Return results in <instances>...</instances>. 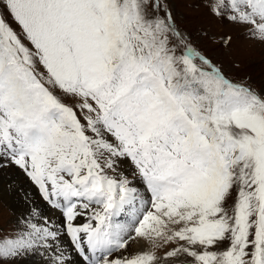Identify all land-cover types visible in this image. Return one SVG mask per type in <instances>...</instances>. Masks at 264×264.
Returning <instances> with one entry per match:
<instances>
[{"label": "snow or ice", "instance_id": "obj_1", "mask_svg": "<svg viewBox=\"0 0 264 264\" xmlns=\"http://www.w3.org/2000/svg\"><path fill=\"white\" fill-rule=\"evenodd\" d=\"M176 2L0 0V169L62 218L34 205L0 264H264V89L198 51ZM196 2L264 43V0Z\"/></svg>", "mask_w": 264, "mask_h": 264}, {"label": "rangeland", "instance_id": "obj_2", "mask_svg": "<svg viewBox=\"0 0 264 264\" xmlns=\"http://www.w3.org/2000/svg\"><path fill=\"white\" fill-rule=\"evenodd\" d=\"M2 11L0 9V12ZM173 15L179 28L190 37L193 46L214 63L221 66L226 76L234 81L244 80L258 91L264 89V43L248 38L245 32L235 25L213 18L206 9L197 4L196 0H177L173 5ZM205 32L208 33V37L203 35ZM227 36H231V41L227 47L214 42ZM237 64L239 67H235ZM125 169L128 170L127 165ZM11 179L15 182L12 188L15 192V199L21 201L28 198L35 199L33 204L28 207L32 208L35 205L44 208L48 215L52 214L51 216L55 218V223L57 220V225L62 223V220L55 214H58V212L51 209L42 200L36 186L19 168L9 165L0 169V181L4 183L11 182ZM11 206L10 204H4L0 196V229H2L0 238L11 233L16 227L17 218L21 217L12 213ZM4 208H9V213ZM144 250H147L146 246ZM131 251L136 252L138 250L132 245ZM71 256L73 261L78 264L80 258L77 254L72 252Z\"/></svg>", "mask_w": 264, "mask_h": 264}, {"label": "bare ground", "instance_id": "obj_3", "mask_svg": "<svg viewBox=\"0 0 264 264\" xmlns=\"http://www.w3.org/2000/svg\"><path fill=\"white\" fill-rule=\"evenodd\" d=\"M19 178V177H18ZM14 179V178H12ZM11 179V180H12ZM24 180V179H23ZM20 183V182H19ZM15 185V182H13V180L11 182H3V181H0V196L2 198V202L4 204H10L12 205L11 206V211L13 214H16L17 216H24L28 213V211L31 209L30 205L33 204V201L35 200H31L30 198L26 199V200H20V199H15L14 196H15V192H14V189H12ZM24 185V184H23ZM31 195V194H30ZM36 197V196H35ZM40 204V203H39ZM40 208V207H39ZM4 210H6L7 213H9V208H4ZM41 211H43L45 213V215H48L44 208H40ZM10 211V212H11ZM53 213H55L53 211ZM56 216L62 220V218L60 217L59 213H55ZM52 215V214H51ZM53 218V221H55L54 217ZM57 218V219H58ZM56 223H57V220H56ZM134 245V248L138 251L140 250H144L145 246L144 243L141 241L139 244H133ZM73 259V258H72ZM39 260V258H37V261ZM79 262V261H78ZM23 264H34V262L29 259L28 261H24Z\"/></svg>", "mask_w": 264, "mask_h": 264}]
</instances>
